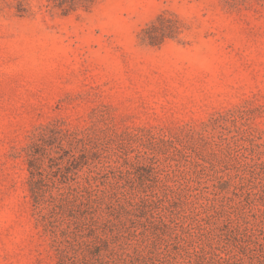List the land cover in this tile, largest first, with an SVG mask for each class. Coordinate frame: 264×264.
Here are the masks:
<instances>
[{
	"label": "rangeland",
	"instance_id": "1",
	"mask_svg": "<svg viewBox=\"0 0 264 264\" xmlns=\"http://www.w3.org/2000/svg\"><path fill=\"white\" fill-rule=\"evenodd\" d=\"M0 264H264V0H0Z\"/></svg>",
	"mask_w": 264,
	"mask_h": 264
},
{
	"label": "trees",
	"instance_id": "2",
	"mask_svg": "<svg viewBox=\"0 0 264 264\" xmlns=\"http://www.w3.org/2000/svg\"><path fill=\"white\" fill-rule=\"evenodd\" d=\"M69 2H66V4H68ZM64 5V3H62ZM70 6V8H64V10L68 13V12H72L75 11V8H73V4H68ZM31 160H30V166L33 169V172H31V187H32V193L35 196V202L36 204H38L40 202L39 196H38V182L35 180L37 174H38V169L35 171V165L34 163L36 162L33 158V156H31Z\"/></svg>",
	"mask_w": 264,
	"mask_h": 264
}]
</instances>
